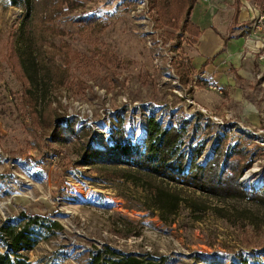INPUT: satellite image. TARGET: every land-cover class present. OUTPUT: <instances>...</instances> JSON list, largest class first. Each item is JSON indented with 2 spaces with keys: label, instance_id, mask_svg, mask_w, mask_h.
Here are the masks:
<instances>
[{
  "label": "rangeland",
  "instance_id": "rangeland-1",
  "mask_svg": "<svg viewBox=\"0 0 264 264\" xmlns=\"http://www.w3.org/2000/svg\"><path fill=\"white\" fill-rule=\"evenodd\" d=\"M76 1L69 9L60 0L49 19L35 0L32 24L47 37L31 84L15 51L24 11L0 0V220L23 211L60 224L27 253L32 264H82L104 244L162 264H264V203L253 197L264 184V117L254 125L218 87L183 78L175 60L193 44L158 19L150 0ZM261 89L251 85L255 98ZM151 114L163 128L184 125L186 144L203 142L200 162L216 143L222 153L235 145L227 159L241 195L85 160L110 143L119 117L141 146ZM157 187L179 197L174 213L155 206Z\"/></svg>",
  "mask_w": 264,
  "mask_h": 264
},
{
  "label": "trees",
  "instance_id": "trees-1",
  "mask_svg": "<svg viewBox=\"0 0 264 264\" xmlns=\"http://www.w3.org/2000/svg\"><path fill=\"white\" fill-rule=\"evenodd\" d=\"M60 1V0H59ZM58 0H43L44 6L50 9L49 19L55 11H61ZM68 8L76 5V0H62ZM196 0H150L151 7L158 14V19L169 27H180L186 33L188 44H194L200 34L199 27L190 20V14ZM10 4L24 11V20L19 23L15 38V51L19 64L29 83L34 82L38 67L37 54H42L41 47L45 45L47 35L44 29L34 27L32 16L36 10L35 0H9ZM258 8L264 12V0H256ZM57 7V8H56ZM95 18L83 19L88 23L95 22ZM82 21V20H78ZM98 21V20H97ZM179 21L181 23L179 24ZM99 25V22L96 23ZM180 48L181 46H176ZM176 67L183 73L188 82L193 78L194 68L188 58L175 60ZM60 71V70H59ZM206 83L202 79L195 80V85ZM122 118L119 117L115 129L110 135V143L104 150L91 149L85 160L93 164L110 163L122 165L142 172L150 177L165 178L174 182L193 186L214 196L239 197L241 189L237 185L236 162L227 159L233 150L232 143L224 153L215 145L214 156L204 162L198 161L202 153L203 142L186 144L184 142L185 126H170L163 128L151 114L147 120V131L144 143L139 146L131 143L123 129ZM224 157L222 158V155ZM221 155V156H220ZM218 156L221 159H218ZM222 160V165L220 161ZM247 166V165H246ZM120 170L122 177L131 178L126 168ZM244 194V193H243ZM242 194V195H243ZM253 197L264 203V184L253 194ZM155 206L162 213H174L179 203V197L157 187L152 195ZM58 222L44 219L38 215H31L20 211L14 217L0 220V264H32L27 253L41 241L46 234H54L60 230ZM162 258H156L148 253L135 254L122 252L104 244L93 249L88 259L82 264H162ZM46 264L52 262L40 260ZM241 264L249 263L246 259Z\"/></svg>",
  "mask_w": 264,
  "mask_h": 264
},
{
  "label": "crops",
  "instance_id": "crops-1",
  "mask_svg": "<svg viewBox=\"0 0 264 264\" xmlns=\"http://www.w3.org/2000/svg\"><path fill=\"white\" fill-rule=\"evenodd\" d=\"M260 12L256 0H196L190 14L200 30L188 55L194 79L218 87L219 98L239 104V114L253 117L254 125L264 117V97L251 92V85L264 90V59L253 53L264 50V24L255 30L251 20Z\"/></svg>",
  "mask_w": 264,
  "mask_h": 264
},
{
  "label": "built area",
  "instance_id": "built-area-1",
  "mask_svg": "<svg viewBox=\"0 0 264 264\" xmlns=\"http://www.w3.org/2000/svg\"><path fill=\"white\" fill-rule=\"evenodd\" d=\"M203 1H208V0H203ZM251 20H252V26L255 27V30H261V28L264 24V12H260L256 16H253L251 18ZM253 53L258 57V59H260V60L264 59V50L258 51V52H253ZM260 77L261 76H258V78H260ZM214 88H216V87H214Z\"/></svg>",
  "mask_w": 264,
  "mask_h": 264
}]
</instances>
